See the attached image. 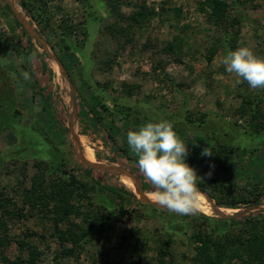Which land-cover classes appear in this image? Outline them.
I'll return each instance as SVG.
<instances>
[{
	"label": "rangeland",
	"instance_id": "374dc122",
	"mask_svg": "<svg viewBox=\"0 0 264 264\" xmlns=\"http://www.w3.org/2000/svg\"><path fill=\"white\" fill-rule=\"evenodd\" d=\"M9 1L13 8L0 0V190L23 215L4 227L9 261L20 256L21 264H198L189 238L193 229L215 225L216 234L236 233L244 218L264 214V196L237 207L217 204L227 191H264V89L246 81L237 85L221 63L241 46L264 57V0H219L226 3L222 12L211 0H39L30 10L36 18L18 0ZM135 12L142 13L137 23L131 20ZM224 30L231 36L227 41ZM84 109L93 111L95 121ZM160 120L173 123L188 144L186 162L202 178L196 214L178 215L143 201L117 170L84 169L81 158L94 157L93 163L117 167L145 183L144 193L153 192L127 133ZM210 146L213 155L202 157ZM35 179L36 197L48 200L41 212L23 199ZM95 179L134 196L121 202L113 196L116 208L108 217L98 198L111 193ZM65 182L72 185L64 200L73 210L59 228L70 221L87 227L88 213L105 216L102 230L74 246L60 242L52 220L56 202L50 194ZM209 200L224 214L249 208L221 221ZM20 239L27 244L23 250ZM160 246L168 251L164 261L156 253Z\"/></svg>",
	"mask_w": 264,
	"mask_h": 264
},
{
	"label": "trees",
	"instance_id": "16d2710c",
	"mask_svg": "<svg viewBox=\"0 0 264 264\" xmlns=\"http://www.w3.org/2000/svg\"><path fill=\"white\" fill-rule=\"evenodd\" d=\"M39 0H18L19 5L25 9L27 12H30L31 8L33 6H36V2ZM42 1V0H41ZM213 8L216 9L218 12H222L225 10L224 2L219 0H211ZM31 16L34 18L37 17V13L30 12ZM142 13L141 12H135L133 14V17H131L132 21L139 22V19H141ZM97 15L96 18L97 19ZM98 20V19H97ZM236 22V19H232L229 26H232L233 22ZM62 39H65L64 37H61ZM224 41H227L228 38H231L230 34H228L227 30H224ZM68 45H66L67 48ZM99 100L101 101L99 103V106L103 108L104 110H107L106 105L99 97ZM83 114L90 118L91 120L95 121V115L92 110H82ZM117 113L123 114V109H119ZM139 115V114H138ZM140 118V117H139ZM227 147V150H230V146ZM90 159L94 160V157H90ZM84 169L87 172H90L92 169L85 165ZM39 179V178H38ZM36 179L32 182V188L28 191L24 190V201L29 203V206L31 208H35V210H38V212H41L38 208L39 206H44L46 203V207L48 204L47 198L42 195L39 198L36 197V194L40 191H38L36 194L34 190H36ZM96 185L103 186L107 189L109 193H111L110 196H99L98 198V204L103 206V208L107 211V216H111L115 212V203L113 201V196L119 202H121L124 199L125 195H129L133 197L134 195L132 193L127 194L124 188L121 185H108L106 183H101L99 180H94ZM141 187L145 190L146 184L140 181ZM198 183V182H197ZM200 187L202 185L198 183ZM40 186V183H39ZM58 187L53 189L52 194V200L53 202H56L53 206V212L54 216L52 217V220L54 222V227L56 234L58 235V238L60 239V242L63 244L65 241H69L72 246L78 245V242L81 238H87L88 236L92 235V232L97 231V228L99 227V230H102V222L105 216L101 215V213L95 212L94 214L88 213L85 214L83 217V221L86 222L88 225L87 227H82L79 224L75 222L70 221V225L66 227L65 229H61L58 227V222H61V220L66 219L67 215L72 212L73 207H71L68 203L65 202L64 199H67L69 196H71L72 188L70 183H61L57 185ZM84 187V185L82 184ZM80 188V187H79ZM227 191V190H226ZM78 192V191H77ZM251 191L248 195L240 194L238 196L233 195L230 191H227L223 194L222 197H217V204H224L226 206L230 207H237L240 204L246 205L255 201H258L262 196H264V191ZM253 194V195H252ZM37 195V196H38ZM252 196V197H251ZM42 199V200H41ZM43 203V204H42ZM42 204V205H41ZM68 204V205H67ZM13 205V201L11 198H9L7 195H5L0 190V260H3L5 262H8V264H21L22 258L20 256L14 257L12 261H9L8 257L5 255V248L11 243L10 238L6 235L5 226L8 220H12L13 217L23 216L21 214L22 209H16L14 212L11 209V206ZM119 208H122V204ZM218 220L221 221H231L234 220V218H224L220 217ZM243 221L245 222V226L241 229L240 232H232L228 230H225L220 234L218 232L215 233V225H210L212 227H209L210 229L206 227H196V229H193L191 235L189 236L190 240L195 244V255L193 257V260L195 263L198 264H236L234 261H231L233 258L238 259L241 261V264H264V214L257 213L255 215H249L248 217L244 218ZM17 246L20 248V250H23V248L27 245L23 240H17L16 241ZM33 250V249H32ZM71 251H73L71 248H65L63 253L70 254ZM33 252V251H32ZM158 255L159 261H164V257L168 254V251L166 247L160 246L158 247L156 251ZM33 259H31V262Z\"/></svg>",
	"mask_w": 264,
	"mask_h": 264
},
{
	"label": "clouds",
	"instance_id": "9594fccd",
	"mask_svg": "<svg viewBox=\"0 0 264 264\" xmlns=\"http://www.w3.org/2000/svg\"><path fill=\"white\" fill-rule=\"evenodd\" d=\"M221 63L227 73L235 75L237 85L246 81L252 89H264V57L257 56L249 47L229 50ZM21 75L30 79L28 72ZM127 143L138 158L140 173L152 185L156 203L178 215H192L201 210L197 182L202 178L186 162L188 144L178 136L172 122H146L138 130L128 131ZM212 155L211 146L201 151L202 157Z\"/></svg>",
	"mask_w": 264,
	"mask_h": 264
},
{
	"label": "water",
	"instance_id": "95a60500",
	"mask_svg": "<svg viewBox=\"0 0 264 264\" xmlns=\"http://www.w3.org/2000/svg\"><path fill=\"white\" fill-rule=\"evenodd\" d=\"M7 1L9 2L10 7L13 8V5L10 3V1H9V0H7ZM35 37H36V36H35ZM37 39H38V37H37ZM38 41H40V40L38 39ZM40 42H41V41H40ZM54 62H55V64H56L59 68H61V66H60V64L58 63V61H56V60L54 59ZM81 161H82L85 165H87V166L96 167V168H100V169H104V170H107V169H109V170H117L119 173H121V174H123V175H125V176H127V177H129V178H131L132 181H135V178H134L133 176H131L129 173H127V172H125V171H122L121 169H118L117 167H114V166H103V165H99V164H97V163H93V162L87 161V160H85V159H83V158H81ZM134 185H135V191L139 194V197H140L141 199H143V201L148 202V203L153 204V205H159L158 203H156V202H154V201H150V200L146 199L145 197H143V193H144V192L142 191L141 186H140V184H139L138 181H135V182H134ZM209 203H210V205H211L212 210H213V211H214L219 217H224V218L237 217V216L243 214V213L249 208V207H246L245 209H243V210H241V211H236V212H234V213H232V214H224V213H220V212L217 211V209H216V207H215V204H214L211 200H209Z\"/></svg>",
	"mask_w": 264,
	"mask_h": 264
},
{
	"label": "bare ground",
	"instance_id": "6f19581e",
	"mask_svg": "<svg viewBox=\"0 0 264 264\" xmlns=\"http://www.w3.org/2000/svg\"><path fill=\"white\" fill-rule=\"evenodd\" d=\"M54 67H55V66H54ZM83 155H85V153H84ZM85 158H86L87 161H90V162H95V161H97L96 159H94V160L89 159V157H87L86 155H85ZM96 163H97V162H96ZM100 163H102V162H100ZM120 175H121V174H120ZM124 179L126 180L127 184H126V182H125ZM121 181H122V183H123L125 186H127V187L132 188V185H133L134 190H135V185L133 184V181H132L131 178H129V177H127V176H122ZM130 188H129V189H130ZM143 197H145L146 199H148V200H150V201H154V199H153V192L143 193ZM154 202H155V201H154Z\"/></svg>",
	"mask_w": 264,
	"mask_h": 264
}]
</instances>
